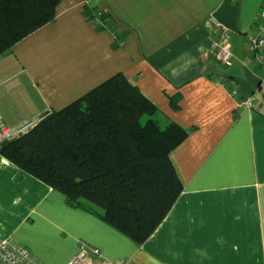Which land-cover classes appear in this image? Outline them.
<instances>
[{
    "label": "crops",
    "instance_id": "crops-1",
    "mask_svg": "<svg viewBox=\"0 0 264 264\" xmlns=\"http://www.w3.org/2000/svg\"><path fill=\"white\" fill-rule=\"evenodd\" d=\"M263 6L60 0L50 22L0 54V122L39 119L120 72L162 124L186 130L169 153L182 189L137 244L100 208L68 203L0 154V240L25 246L39 264H66L81 243L126 264H264V69L245 52ZM223 40L230 67L217 57Z\"/></svg>",
    "mask_w": 264,
    "mask_h": 264
},
{
    "label": "trees",
    "instance_id": "trees-1",
    "mask_svg": "<svg viewBox=\"0 0 264 264\" xmlns=\"http://www.w3.org/2000/svg\"><path fill=\"white\" fill-rule=\"evenodd\" d=\"M59 2L0 0V54L50 22ZM185 136L176 123L162 124L155 105L118 72L2 142L0 154L68 203L100 208L104 221L141 244L181 192L169 153Z\"/></svg>",
    "mask_w": 264,
    "mask_h": 264
},
{
    "label": "built area",
    "instance_id": "built-area-1",
    "mask_svg": "<svg viewBox=\"0 0 264 264\" xmlns=\"http://www.w3.org/2000/svg\"><path fill=\"white\" fill-rule=\"evenodd\" d=\"M254 24L255 27L245 44V52L256 66L264 69V6L257 12ZM217 57L225 67L232 65L231 46L226 40L221 42ZM244 104L245 107L254 105L252 98L246 100ZM37 120H26L15 126H5L0 122V144L27 132ZM0 264L39 263L28 248L12 239H3L0 240ZM66 264H126V262L105 259L98 248L81 243L77 252L67 260Z\"/></svg>",
    "mask_w": 264,
    "mask_h": 264
},
{
    "label": "rangeland",
    "instance_id": "rangeland-1",
    "mask_svg": "<svg viewBox=\"0 0 264 264\" xmlns=\"http://www.w3.org/2000/svg\"><path fill=\"white\" fill-rule=\"evenodd\" d=\"M223 69H226V68H223ZM145 118H146V116H145V115H143V116H142V118H141V119H142V121H144V120H145Z\"/></svg>",
    "mask_w": 264,
    "mask_h": 264
}]
</instances>
